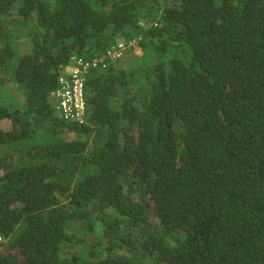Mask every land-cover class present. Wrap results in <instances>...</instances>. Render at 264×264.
Masks as SVG:
<instances>
[{"label": "trees", "instance_id": "16d2710c", "mask_svg": "<svg viewBox=\"0 0 264 264\" xmlns=\"http://www.w3.org/2000/svg\"><path fill=\"white\" fill-rule=\"evenodd\" d=\"M2 119L0 264H264V0H0Z\"/></svg>", "mask_w": 264, "mask_h": 264}, {"label": "built area", "instance_id": "2783aa9c", "mask_svg": "<svg viewBox=\"0 0 264 264\" xmlns=\"http://www.w3.org/2000/svg\"><path fill=\"white\" fill-rule=\"evenodd\" d=\"M121 47H123V43L120 44L118 52H115V49L109 50L107 56L111 58L120 56L122 53ZM73 59L75 64L67 67L65 73L59 76L60 85L53 91L52 95L57 100L55 109L59 116L68 120L82 122L86 111L84 74L90 67L104 63L105 57L94 58L91 61L75 56Z\"/></svg>", "mask_w": 264, "mask_h": 264}, {"label": "rangeland", "instance_id": "374dc122", "mask_svg": "<svg viewBox=\"0 0 264 264\" xmlns=\"http://www.w3.org/2000/svg\"><path fill=\"white\" fill-rule=\"evenodd\" d=\"M137 40L138 39H133V40L125 41L123 38H120V39L117 40V42L111 48H114L116 50L115 52H118L117 51L118 50L117 49V46H120V44L123 43V47H121V48H126V47H130V46H134V49H133V52H132L133 55H141L143 53V49L138 45ZM100 57L101 56L94 57V58H100ZM0 123L3 125L4 128H7V127L10 126V120H7V119L0 120Z\"/></svg>", "mask_w": 264, "mask_h": 264}, {"label": "clouds", "instance_id": "9594fccd", "mask_svg": "<svg viewBox=\"0 0 264 264\" xmlns=\"http://www.w3.org/2000/svg\"><path fill=\"white\" fill-rule=\"evenodd\" d=\"M126 48H128V47H126ZM126 48H121V49H122V53L125 51ZM112 49H114V48H110L109 50H112ZM117 49L119 50V49H120V46H117ZM109 50H108V51H109ZM108 51H107V52H108ZM122 53H121V55H122ZM121 55H120V56H121ZM74 56L77 57L76 55H74ZM101 57H104V56H101ZM101 57H100V58H101ZM117 57H119V56H117ZM117 57H115V58H117ZM77 58H81V57H77ZM115 58H112V59H115ZM82 59H83V58H82ZM91 60H93V59H91ZM91 60H87V61H91ZM84 120H85V119H84ZM82 122H83V121H82ZM84 122H85V121H84ZM79 249L81 250V249H82V246H79ZM77 250H78V249H77ZM80 250H78V251H80Z\"/></svg>", "mask_w": 264, "mask_h": 264}]
</instances>
